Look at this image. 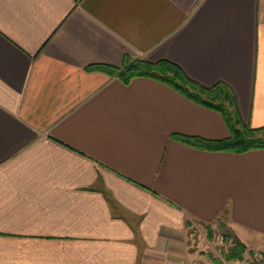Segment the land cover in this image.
I'll return each mask as SVG.
<instances>
[{
  "label": "crops",
  "instance_id": "obj_1",
  "mask_svg": "<svg viewBox=\"0 0 264 264\" xmlns=\"http://www.w3.org/2000/svg\"><path fill=\"white\" fill-rule=\"evenodd\" d=\"M170 60L264 126V0H0V264H223L264 250V148L209 151L222 114L147 77Z\"/></svg>",
  "mask_w": 264,
  "mask_h": 264
},
{
  "label": "trees",
  "instance_id": "obj_2",
  "mask_svg": "<svg viewBox=\"0 0 264 264\" xmlns=\"http://www.w3.org/2000/svg\"><path fill=\"white\" fill-rule=\"evenodd\" d=\"M91 67V69H99L112 76L117 75L125 83L137 77H147L162 81L188 99L222 114L230 130L228 137L208 139L187 134L177 133L173 135L175 139L185 144L202 150L234 151L239 153L264 148V126L253 127L242 120L235 94L223 82L210 87L204 86L191 79L178 64L166 59L155 62L143 59L126 60L122 67L106 64ZM224 236L232 240V246L225 253V257L230 260L242 259L246 251L244 243L231 232Z\"/></svg>",
  "mask_w": 264,
  "mask_h": 264
},
{
  "label": "built area",
  "instance_id": "obj_3",
  "mask_svg": "<svg viewBox=\"0 0 264 264\" xmlns=\"http://www.w3.org/2000/svg\"><path fill=\"white\" fill-rule=\"evenodd\" d=\"M219 253L221 255V260L223 264H264V250L250 252L243 256L240 260H230L225 257V253L228 252L230 247L232 246V240L228 239L224 235L220 237L219 240ZM196 264H204V263H196Z\"/></svg>",
  "mask_w": 264,
  "mask_h": 264
}]
</instances>
